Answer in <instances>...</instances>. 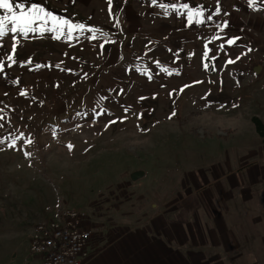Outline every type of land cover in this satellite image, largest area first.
<instances>
[{
    "label": "rangeland",
    "instance_id": "rangeland-1",
    "mask_svg": "<svg viewBox=\"0 0 264 264\" xmlns=\"http://www.w3.org/2000/svg\"><path fill=\"white\" fill-rule=\"evenodd\" d=\"M15 2L84 27L0 38V264H37L32 227L63 209L264 264V0Z\"/></svg>",
    "mask_w": 264,
    "mask_h": 264
},
{
    "label": "crops",
    "instance_id": "crops-1",
    "mask_svg": "<svg viewBox=\"0 0 264 264\" xmlns=\"http://www.w3.org/2000/svg\"><path fill=\"white\" fill-rule=\"evenodd\" d=\"M90 227L86 256L81 264H168L166 258L176 264L172 258L174 251L167 250L165 238L163 242L160 237L152 239L145 232L131 233L117 227L92 230V225Z\"/></svg>",
    "mask_w": 264,
    "mask_h": 264
},
{
    "label": "built area",
    "instance_id": "built-area-1",
    "mask_svg": "<svg viewBox=\"0 0 264 264\" xmlns=\"http://www.w3.org/2000/svg\"><path fill=\"white\" fill-rule=\"evenodd\" d=\"M83 213L61 210L54 219L33 225L28 239V254L37 264H81L91 232Z\"/></svg>",
    "mask_w": 264,
    "mask_h": 264
},
{
    "label": "snow or ice",
    "instance_id": "snow-or-ice-1",
    "mask_svg": "<svg viewBox=\"0 0 264 264\" xmlns=\"http://www.w3.org/2000/svg\"><path fill=\"white\" fill-rule=\"evenodd\" d=\"M250 5L254 3V0H249ZM169 7L178 10L176 5H170ZM184 9H188V5H182ZM0 9L4 10L3 14H0V38H3L5 34L10 31L11 33H20L27 35L30 32H41L44 30L57 33L62 32L66 27L68 35L77 29H83V25H72L67 20L54 16L50 12H46L44 8L33 5L31 7H25L22 3H16L15 0H0ZM201 13L197 11H188V20L192 21L194 16H199ZM11 25V28L8 26ZM34 25H38L34 27ZM51 25V27H47ZM55 38H59L56 36ZM234 43V40H229L228 44ZM13 52H15V43L13 46ZM9 60H13L10 55ZM234 61L229 60L228 63ZM23 94V93H22ZM31 141H29L30 143ZM71 147V146H69Z\"/></svg>",
    "mask_w": 264,
    "mask_h": 264
},
{
    "label": "trees",
    "instance_id": "trees-1",
    "mask_svg": "<svg viewBox=\"0 0 264 264\" xmlns=\"http://www.w3.org/2000/svg\"><path fill=\"white\" fill-rule=\"evenodd\" d=\"M252 122L254 123V128H255L256 133L260 137L263 138L264 137V126H263V124L255 117L252 118ZM186 201H187V198L185 200H182L180 203L177 204V207L179 208V213L176 216L175 223L176 222H184L187 215L189 213H193L198 208V205L196 207H193V208H191L190 206H187ZM172 258H173L174 263H176V264H198L197 261L189 262L188 260L184 259L179 252H173Z\"/></svg>",
    "mask_w": 264,
    "mask_h": 264
}]
</instances>
